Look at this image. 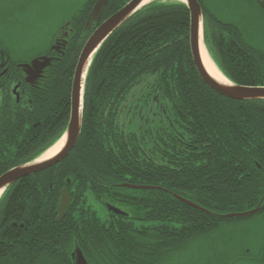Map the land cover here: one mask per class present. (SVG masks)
<instances>
[{
  "label": "trees",
  "instance_id": "1",
  "mask_svg": "<svg viewBox=\"0 0 264 264\" xmlns=\"http://www.w3.org/2000/svg\"><path fill=\"white\" fill-rule=\"evenodd\" d=\"M97 1L85 0L79 10L72 6L75 13L67 20H79V32ZM130 1L109 0L102 19ZM198 1L204 42L220 71L233 84L264 87V52L242 26L222 21ZM246 1L264 14V0ZM190 23L184 3L157 0L103 44L88 71L82 131L73 151L0 198V264H74L76 246L89 264H163L236 219L227 215L264 213V101H233L203 82L193 63ZM6 41L0 37V49L10 53L9 64L17 69L23 59ZM86 41L76 43L77 55ZM77 60L65 85L58 80L67 96L63 110L35 99L28 107L0 103V177L38 159L64 135ZM150 75L155 80L147 85L168 101L171 117L129 131L122 115L128 96ZM65 188L71 203L58 222ZM88 194L129 216L109 212L102 221Z\"/></svg>",
  "mask_w": 264,
  "mask_h": 264
},
{
  "label": "rangeland",
  "instance_id": "2",
  "mask_svg": "<svg viewBox=\"0 0 264 264\" xmlns=\"http://www.w3.org/2000/svg\"><path fill=\"white\" fill-rule=\"evenodd\" d=\"M84 1L0 0V37L8 41L6 43L12 52H25L38 40L45 41L54 27H59L75 13L72 6L79 10ZM201 2L222 21L242 26L246 38L264 52V14L254 6L246 0ZM154 80V75L147 76L128 96L123 118L129 131L139 132V128L147 123L153 127L159 122H169L171 111L168 101L156 91L152 94L147 85ZM88 204L102 221L109 219L108 208L91 194H88ZM261 218L262 223L259 222ZM263 249L264 216L236 218L188 248L172 254L163 264H261L258 259L264 255Z\"/></svg>",
  "mask_w": 264,
  "mask_h": 264
},
{
  "label": "water",
  "instance_id": "3",
  "mask_svg": "<svg viewBox=\"0 0 264 264\" xmlns=\"http://www.w3.org/2000/svg\"><path fill=\"white\" fill-rule=\"evenodd\" d=\"M109 0H98L94 5L85 26V31L96 28L94 34L89 38L85 44L81 56L79 58L75 75L73 81V90H72V103H71V113L68 127L61 137L60 140L66 138V144L64 148L53 158L41 161L42 156L47 153L51 148H53L59 141H57L50 149H48L41 157L34 160L33 162L17 166L3 176L0 177V198L4 192L16 184L21 179L42 173L46 170H49L62 161H64L70 153L75 148L82 131L83 124V94L84 86L87 79L89 68L92 64V61L96 53L100 50L103 44L109 39V37L114 34L120 27H122L130 18H132L136 13L142 10L147 5L142 6L145 0H131L128 2L121 10L108 18L101 26L98 28L96 25L100 22L102 14L108 4ZM157 1V0H155ZM184 3L189 11L191 16L190 23V47L193 58V63L196 67V70L203 80V82L212 90L217 92L219 95L239 102H250V101H264V87H245L233 84L229 81L226 76L220 71L216 63L211 58L215 68L224 76L228 84H222L216 81L207 71L204 66L202 59V29L204 31V17L203 9L198 0H174ZM154 2V1H153ZM152 3V2H151ZM150 3V4H151ZM204 37V35H203ZM204 41V40H203ZM206 46V45H205ZM207 48V47H206ZM208 51V49H207ZM209 54V52H208ZM210 56V54H209ZM211 57V56H210ZM51 65L50 59L42 58L36 59L33 61L32 65H23L22 67L26 69V72L30 76L35 74L39 75L43 69ZM32 70V71H31ZM35 71V72H33ZM86 72V77L84 80V73ZM34 74V75H33ZM70 182V181H69ZM124 188H129L133 190H143V189H152L153 187L145 186H134V185H123ZM174 196L182 200L183 202L193 206L194 208L200 209L203 212L208 213L205 209L193 204L192 202L184 199L180 195L174 194ZM71 203V196L67 188L62 190L61 193V202L58 208V222H61L66 216L67 209ZM109 212H112L119 216H127L124 212L119 209L107 206ZM259 212V209H256L251 212L241 213V214H231L227 215L226 218H247L249 215ZM72 259L74 264H89L86 257L84 256L82 250L76 246L74 252L72 253Z\"/></svg>",
  "mask_w": 264,
  "mask_h": 264
},
{
  "label": "flooded vegetation",
  "instance_id": "4",
  "mask_svg": "<svg viewBox=\"0 0 264 264\" xmlns=\"http://www.w3.org/2000/svg\"><path fill=\"white\" fill-rule=\"evenodd\" d=\"M102 18L103 17H101L100 22L96 25L97 28L107 20H103ZM76 21L75 24H72L69 20L63 22L59 27H54L52 32L46 35L45 41L40 42L38 40L35 45L27 48L25 52H17L23 59V62L17 64V69H12L9 64L11 58L10 53L6 50L0 49V103L2 106L8 105L12 108L28 107L33 104V99H35L40 101L47 109L50 106L55 108L61 107L60 109L62 110L64 109L63 106L65 105V102H67V96L64 94L65 92H62L58 80L60 79L62 85L63 83L65 85V79L68 75L67 71L73 67L76 57L78 59V64L81 56V54L80 56L77 55V45H81L85 39L88 41L96 29L93 28L85 31L84 28V32H79V20ZM54 30L56 31L53 33ZM42 58L50 59L51 65L43 69L39 75H28L26 69L22 66L32 65L34 60ZM62 71L65 73L63 78H61ZM72 90L73 84L71 88L70 102L72 101ZM107 206L119 209L129 216V213L116 205L107 204L106 208ZM250 216L262 217L264 216V213L257 212L249 215V217ZM259 222L262 223V218L259 219ZM248 260L252 261L251 259ZM258 260L261 264H264V262H262V257Z\"/></svg>",
  "mask_w": 264,
  "mask_h": 264
},
{
  "label": "bare ground",
  "instance_id": "5",
  "mask_svg": "<svg viewBox=\"0 0 264 264\" xmlns=\"http://www.w3.org/2000/svg\"><path fill=\"white\" fill-rule=\"evenodd\" d=\"M155 0H145L142 4V6L144 5H147V4H150L151 2H153ZM202 33V42H201V48H202V59H203V63H204V66L206 67L208 73L218 82L222 83V84H228V81L227 79L222 76V74H220V72H218V70L215 68L212 60H211V57L209 56L208 54V51H207V48L205 46V42L203 41L204 40V31L202 29L201 31ZM85 77H86V72L84 73V80H85ZM83 94V97H84V93L82 92ZM83 100V99H82ZM66 144V138H63L62 140H60L53 148H51L47 153H45L42 158L40 159V162L41 161H46V160H49L53 157H55L65 146Z\"/></svg>",
  "mask_w": 264,
  "mask_h": 264
}]
</instances>
